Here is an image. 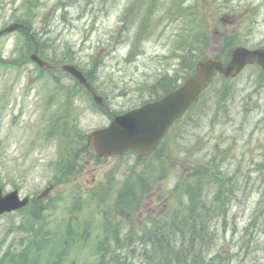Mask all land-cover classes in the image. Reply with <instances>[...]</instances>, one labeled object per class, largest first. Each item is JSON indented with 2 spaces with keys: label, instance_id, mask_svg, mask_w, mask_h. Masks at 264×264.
<instances>
[{
  "label": "rangeland",
  "instance_id": "obj_1",
  "mask_svg": "<svg viewBox=\"0 0 264 264\" xmlns=\"http://www.w3.org/2000/svg\"><path fill=\"white\" fill-rule=\"evenodd\" d=\"M66 2L0 0V29L28 26L0 36V187L34 199L0 217V264L16 256L24 264H44L48 252L55 256L53 264H104L100 252L107 245L108 264H164L161 251L143 246L144 233L165 231L176 214L187 218L186 197L176 194L174 185H195V173L212 160L226 181H202L205 213L194 224L208 225L206 244L190 253L204 251L207 264H264V212H258L264 206L263 68L248 66L226 80L218 76L151 155L99 158L86 136L159 92L154 84L163 76L182 82L194 59L184 50L214 56L237 45L264 46V0L61 5ZM135 6H141L139 16L124 27ZM140 24L149 29L138 39ZM35 42L52 64L72 59L89 70L94 60L97 80L92 81L103 103L96 104L81 86L72 90L73 79L64 71L38 69L31 58ZM225 81L231 92L220 101L216 90ZM77 152L84 170L75 169ZM228 179L234 195L228 193ZM50 184L55 188L48 198L38 199ZM218 188L225 192L217 201L220 210L213 203ZM118 228L120 240L113 236ZM58 246L60 257L54 253Z\"/></svg>",
  "mask_w": 264,
  "mask_h": 264
},
{
  "label": "water",
  "instance_id": "obj_2",
  "mask_svg": "<svg viewBox=\"0 0 264 264\" xmlns=\"http://www.w3.org/2000/svg\"><path fill=\"white\" fill-rule=\"evenodd\" d=\"M16 27L19 25L12 24L0 33L11 31ZM32 57L41 65H47L37 53L32 54ZM254 62L264 67V47L257 49L238 47L233 50L227 64L214 57L200 60L195 71L187 76L183 84L163 98L118 115L109 126L93 131L90 134V141L94 149L99 155H114L130 149L143 155L151 153L170 125L187 111L218 73L227 77L237 76L245 66ZM62 67L93 91L82 72L73 65ZM94 97L98 103H103L100 95L94 94ZM51 188L52 186L47 188L40 197H47ZM28 202L29 197L21 200L17 190L3 195L0 189V215L5 211L22 207Z\"/></svg>",
  "mask_w": 264,
  "mask_h": 264
},
{
  "label": "trees",
  "instance_id": "obj_3",
  "mask_svg": "<svg viewBox=\"0 0 264 264\" xmlns=\"http://www.w3.org/2000/svg\"><path fill=\"white\" fill-rule=\"evenodd\" d=\"M138 8L140 9V7H134L132 9V11L129 13L127 24L124 27L133 23L134 21L132 19L136 18V16H139ZM134 9H137L136 13H134L135 12ZM147 15H148V13H146V10H145L144 17ZM149 15H150V13H149ZM148 29H149V27L147 26V24H144V26L142 24H140L138 26L137 38L139 39V37L146 35ZM184 51L186 53H189V55H192V53L194 54V59L192 61H189L185 67L187 69L186 70L187 74H190L191 72L194 71L196 62L198 60L206 58L207 56H209V53H206V50H190L188 48ZM231 51L232 50H229L228 52H226L224 54L220 53V54H217L215 56L218 58L228 59L231 55ZM97 65L98 64L96 62H93L91 69L89 70V72L86 73L87 77L90 81H92V80L96 81L97 80V75H96ZM221 78L223 80L231 79V78H226L225 76H222V75H221ZM179 80H180V78L178 76H175V75L169 74V75L163 76L161 80H159L156 84H154L155 86L158 87L159 92L151 95L150 98H158L161 95L167 93L168 91L175 89L180 84ZM213 83H212V85H213ZM78 87H79V84L76 82L73 84L71 89L76 90ZM231 87L232 86H228V82L225 81V85L221 86V88H223V89L217 88L216 92H217L218 96H220V101L225 100L227 95L231 92ZM66 127H69V126H66ZM211 164L212 165H205L206 167L203 169V171L195 173L194 181H193L195 183V185H188L187 183H181V182H179V183H177V185H175V187H176V189H174L175 193L181 192L183 197L184 196L186 197L187 205H188V214L187 215L185 213H183V214L188 219L186 218V219L182 220V216L179 214H176L172 217L171 221L168 222L167 226L163 229V230L166 229L165 231L162 230L163 232H161L162 228H158V229H150L148 234H147V232L144 233L145 237L142 238V239H144L143 240V246L145 248H149L150 246H153L154 252L161 251L162 256L164 257L166 264H207L204 251H202L201 253H198V254L190 253V252L193 249H195L197 246H201V245L206 244L205 243L206 236H203V234H206V230L208 229V228L206 229V227L208 225L203 224L204 227L200 228L199 225L194 224L197 221L196 219L198 217L202 218L203 213H205L204 210L202 209V206L206 205V203L202 202L203 196H204V191H205V187H204L203 182L218 181L217 179L223 180V176H224V173L221 170V168L219 167V164L217 162L215 163L212 160ZM215 165H216V167H215ZM143 180H145V179H143ZM223 181H226V180H223ZM188 183H192V182H188ZM228 185H229V189H228L229 195H234L235 192H234L233 187H232L234 185V182L231 179H228ZM222 193H225V192H223L221 188H218L216 190V195L213 198V203L217 204L219 210H220L219 206H221V205H218V202L222 201V199H223ZM37 203H39V202H37ZM170 209H171V207H170ZM260 211L264 212V206L260 208ZM175 213H177V211ZM38 214H39V209H38V212L35 213V216H37ZM200 220L202 221V219H200ZM201 221H199V222H201ZM256 221H257L256 218H253V220H252L253 224L256 223ZM160 232L162 234H160ZM166 232H168V233H166ZM113 236L115 237V239H118V240L121 239L119 229H115L113 231ZM182 239L186 240L187 244L185 247L184 242H182V248H181L179 244H180ZM59 243L62 244L63 241L59 242ZM130 243H133V240H131ZM62 251L63 250L59 246L57 247V250L54 249V253L57 252L56 255H58L59 257L62 255ZM109 252H111V250H110V247L108 245L105 246L104 249L100 252L101 257L103 258L101 260L102 263L104 262V264H108L106 257H107V253H109ZM19 257L20 256L13 257L9 261H7V263L8 264H24ZM53 257H55L54 254H52V252H48L45 256H43L44 264H53L52 263ZM5 263L6 262L3 263V260H2L1 264H5ZM39 264H41V263H39Z\"/></svg>",
  "mask_w": 264,
  "mask_h": 264
},
{
  "label": "bare ground",
  "instance_id": "obj_4",
  "mask_svg": "<svg viewBox=\"0 0 264 264\" xmlns=\"http://www.w3.org/2000/svg\"><path fill=\"white\" fill-rule=\"evenodd\" d=\"M175 185H177V183H176ZM175 185H174V189H176ZM176 194H177V193H176Z\"/></svg>",
  "mask_w": 264,
  "mask_h": 264
}]
</instances>
